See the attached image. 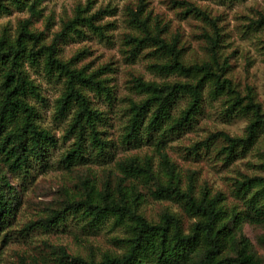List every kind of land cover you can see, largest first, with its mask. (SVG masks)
Instances as JSON below:
<instances>
[{
    "label": "rangeland",
    "instance_id": "obj_1",
    "mask_svg": "<svg viewBox=\"0 0 264 264\" xmlns=\"http://www.w3.org/2000/svg\"><path fill=\"white\" fill-rule=\"evenodd\" d=\"M33 1L39 9L34 16L27 5L20 8L8 3L9 9L0 12V38L6 33L14 40L20 22L31 18V29L43 33L41 43L51 44L64 23L75 17L77 7L82 6L86 16L95 15L94 23L101 29L80 22L77 32L68 30L57 41L56 55L73 67L84 68L87 74L102 69L99 78L105 88L84 91L101 112L97 128L107 144L99 153L88 140L85 161L66 168L61 159L76 140L75 131L69 128L77 106L61 113L58 100L65 90V77L49 74L43 57L37 65L26 63L25 69L41 93L29 97L39 113L37 123L52 132L56 143L41 159L31 157L32 174L26 179L10 171L0 155V173L18 194L13 217L0 235V264H66L60 261L63 250L69 256L96 261L106 254L125 253L132 235L129 219L121 222L111 215L98 223L92 215L70 211L58 225L47 224L46 219L80 197L82 182L87 179L98 189H116L123 177L119 163L130 157H149L161 183H167L164 153L175 165L183 188L192 183L198 196L204 189L210 195L220 192L228 209L244 212L246 203L235 195V184L246 177H264V123L252 142L236 147L231 157L229 141L222 133L231 137L249 134L253 114L242 112L241 106L229 107L236 94L244 104L251 94L264 113V0H30L28 4ZM194 8L206 12L216 26ZM132 13L147 21L151 34L159 33L167 42L176 39L185 65L212 61L207 35L215 36L218 31V58L220 64L228 62L223 78L231 80L235 91L214 96V79L209 80L202 91V108L189 122L175 130L170 129L171 121L164 122L149 143L142 145L125 139L131 104L146 97L136 88L135 79L195 83L200 75L162 72L158 66L171 61V56L151 42L135 47L131 37H143L145 32L133 22ZM190 100L189 95L182 96L173 115L179 117ZM140 186L147 199L139 212L147 219L159 222L168 211L182 217L186 230L191 227L195 218L186 215L179 203L153 198V181ZM241 232L264 262V224L245 221Z\"/></svg>",
    "mask_w": 264,
    "mask_h": 264
},
{
    "label": "trees",
    "instance_id": "obj_2",
    "mask_svg": "<svg viewBox=\"0 0 264 264\" xmlns=\"http://www.w3.org/2000/svg\"><path fill=\"white\" fill-rule=\"evenodd\" d=\"M30 0H0V12L9 9L8 3L23 7L28 6L32 16L39 14L36 3ZM198 14L215 25L213 19L201 9L194 8ZM94 17L86 16L82 6L77 7L73 19L64 23V28L51 44L41 43L43 33L31 29V18L20 22L17 35L10 40L6 33L0 38V155L1 161L10 171L23 174L26 179L31 173V157L41 159L49 146L56 143L52 132L37 123L38 110L29 100L30 96L40 97L41 93L34 80L25 69L26 63L37 65L44 58V66L49 74L65 77V90L58 100L59 111L65 113L73 105L77 106L69 130L75 131L74 146L63 156L61 163L70 168L85 161L88 149L86 142L102 153L107 141L102 139L97 128L101 112L91 105L84 88L102 90L105 88L99 74L102 69L87 74L84 68H76L70 62H64L56 55L57 41L68 30L77 32L80 22H86L98 30ZM132 20L143 29V37L132 36L135 47L151 42L168 53L172 60L158 67L162 72L179 73L185 76H198L195 83L180 82L157 83L135 79V86L146 97L131 104V117L127 125L125 139L138 145L148 144L154 132L159 131L164 122L171 121V130L189 122L200 111L206 83L214 79L213 95L235 92L231 80L223 78L228 62L220 64L217 47L219 32L215 36L207 35L212 61L203 64L185 65L180 58L177 40L167 42L159 33L151 34L146 20L132 13ZM9 39V40H8ZM189 95L191 100L179 117L173 115L178 100ZM247 103L238 94L234 96L230 108L241 106L244 113H252L248 125L247 137H231L222 133L229 141L228 157L238 146L249 145L259 125L264 123V113L259 103L251 94ZM164 136V135H162ZM160 138V142H162ZM169 179L161 183L155 173L149 157L141 160L137 157L127 158L119 163L123 177L116 189L105 186L98 189L89 179L82 182L83 192L78 198L67 202L65 208L55 211L46 219L47 224H60L67 212L92 215L98 223L111 215L123 222L130 220L132 235L128 239V249L122 255L106 254L100 261L81 256H69L63 250L60 261L66 264H264L254 251L251 242L242 234L245 221L264 224V177H246L235 184V195L246 203L244 212L228 209L222 193L210 195L204 189L196 195L194 185L190 183L185 189L176 172L175 165L162 153ZM153 181L156 189L151 191L154 199L173 200L179 203L185 214L195 218L186 230L182 217L168 211L162 214L159 222H152L139 212L145 195L140 183ZM128 182V183H127ZM18 194L15 187L4 174L0 173V235L6 230L14 214V204ZM7 236V235H4Z\"/></svg>",
    "mask_w": 264,
    "mask_h": 264
}]
</instances>
